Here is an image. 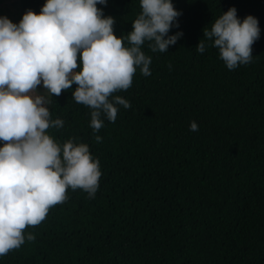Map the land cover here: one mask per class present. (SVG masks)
<instances>
[{
    "label": "trees",
    "instance_id": "16d2710c",
    "mask_svg": "<svg viewBox=\"0 0 264 264\" xmlns=\"http://www.w3.org/2000/svg\"><path fill=\"white\" fill-rule=\"evenodd\" d=\"M45 0H22L39 14ZM183 36L152 57L150 76L137 69L118 95L131 107L105 119L94 134L91 109L72 86L49 105L62 129L48 133L89 145L102 176L94 199L69 189L35 235L0 257V264H264V0H173ZM130 33L139 0L98 5ZM259 20L253 60L229 70L212 41L196 50L203 30L230 8ZM195 121L198 131L190 129ZM95 135L102 142L95 141Z\"/></svg>",
    "mask_w": 264,
    "mask_h": 264
},
{
    "label": "clouds",
    "instance_id": "9594fccd",
    "mask_svg": "<svg viewBox=\"0 0 264 264\" xmlns=\"http://www.w3.org/2000/svg\"><path fill=\"white\" fill-rule=\"evenodd\" d=\"M139 3L133 30L120 37L116 20L97 7L108 0H45L39 14L27 10L18 24L0 17V257L26 239L34 241L25 229L41 224L51 207L67 200L69 189L95 198L100 161L88 144L76 138L59 143L48 133L64 127L63 120L52 119L49 105L76 85L73 100L91 109L94 134L105 119L116 121V105L131 107L113 94L132 86L137 69L151 75L145 43L151 52L164 53L183 36L169 35L182 15L173 0ZM203 34L196 50L203 54L204 40L212 41L226 67L235 70L252 62L261 29L256 17L241 20L232 7ZM190 129L198 131L195 121ZM95 141L102 138L95 135Z\"/></svg>",
    "mask_w": 264,
    "mask_h": 264
},
{
    "label": "rangeland",
    "instance_id": "374dc122",
    "mask_svg": "<svg viewBox=\"0 0 264 264\" xmlns=\"http://www.w3.org/2000/svg\"><path fill=\"white\" fill-rule=\"evenodd\" d=\"M21 5L22 0H0V17L7 16L14 23L21 11ZM38 91L43 93L42 85L38 87Z\"/></svg>",
    "mask_w": 264,
    "mask_h": 264
}]
</instances>
